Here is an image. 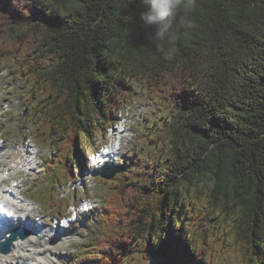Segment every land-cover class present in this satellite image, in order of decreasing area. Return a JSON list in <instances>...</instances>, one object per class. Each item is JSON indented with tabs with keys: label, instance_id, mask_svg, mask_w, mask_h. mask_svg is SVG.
Returning a JSON list of instances; mask_svg holds the SVG:
<instances>
[{
	"label": "trees",
	"instance_id": "trees-1",
	"mask_svg": "<svg viewBox=\"0 0 264 264\" xmlns=\"http://www.w3.org/2000/svg\"><path fill=\"white\" fill-rule=\"evenodd\" d=\"M148 10L142 0H0V69L31 82L26 128L52 148L43 158L51 179L77 176L85 189L89 169L100 171L102 193L91 184L80 203L101 200L86 214L101 234L69 264H124L138 254L212 264L185 230L184 199L206 182L208 212L231 219L240 264H264V0H180L163 37L141 21ZM145 94L168 111L149 130L157 154L149 160L143 140L129 165L95 168L109 132ZM98 138L104 144L94 146ZM49 192L33 198L51 205ZM60 205L51 215L69 222L65 210L77 203ZM193 226L203 241L212 234Z\"/></svg>",
	"mask_w": 264,
	"mask_h": 264
},
{
	"label": "rangeland",
	"instance_id": "rangeland-1",
	"mask_svg": "<svg viewBox=\"0 0 264 264\" xmlns=\"http://www.w3.org/2000/svg\"><path fill=\"white\" fill-rule=\"evenodd\" d=\"M30 87L31 82H28L21 70L14 71L8 65L0 69V171L10 170L11 176L9 180L12 178L10 183L16 184L10 191L19 192L18 198L27 199L31 202L29 203L32 204V208H30L32 209L30 211L31 222L43 227V231H40V233L49 231V238L54 241V243H51V239H45V242L48 243L46 247L39 251L32 249L31 252L36 254L42 251L41 255L34 256L39 257L43 264H69L77 253L84 255L89 252L100 237L101 222L99 223L91 217L88 220L86 212L95 211L96 207L102 206L101 200L99 198L94 199V202H89L87 199L84 200V203H87V206L89 205L87 209H84V204L80 203V199L84 196L83 192L85 189L89 191L88 188L91 184L94 185L90 186V188L98 186L97 192L99 195L102 193V183L99 182L101 175L100 171L88 173L85 182L90 185L85 189L83 185L79 184L77 176L73 182L64 179H51L46 168L47 163L43 162V158L51 156L52 148H48L46 143L37 144L30 137V133L34 128L33 124L26 128L29 114L26 111L27 102L25 97L30 95ZM145 98L146 94L141 98L142 103L139 104L140 106L135 110H130L124 116L125 119L122 121V127L124 128L122 131L125 132V135L122 134V128L118 129L117 132H109L108 138L112 147L110 151L108 149L107 158L121 160L122 163L124 160L129 165L131 163L130 158L134 157L133 160H135L136 156L141 152L143 140L148 145L146 147L147 158L150 160L151 157L157 154L159 143L153 144L154 138H150L149 141V130L155 129L158 121L167 116L168 111L164 106L148 101ZM102 142L103 140L98 138L95 140L94 146L104 144ZM118 166L120 167L122 164L119 163ZM130 167L133 168V165ZM90 171L91 169L88 172ZM81 179L83 180L84 177ZM8 181L0 183L1 190H8V188H4ZM207 185L209 188H207ZM45 188L47 191L50 190L49 193L55 197V201H52L51 205L37 202L33 198L35 193L37 194L39 190ZM209 189L210 185L207 182L203 183L198 187V191L190 193L189 198L185 197L184 199L186 203L191 205L190 207L187 204L185 207L186 211L191 209L188 212V222H185V224H190L188 235H193L194 247L197 251L202 250L207 256L210 254L212 264H240L237 248L233 244L231 219L218 209L211 213L208 212L210 209L208 206ZM65 197L70 198V203L72 201L77 203L76 209L73 208V205L65 210L66 214L74 216V218L70 219V223L75 219L76 226L67 230L66 227H70L68 225L69 222L63 219L62 223L65 229L64 232H60L59 226L61 225L58 224V219L60 218L52 217L51 212L59 207L60 201ZM24 210H20L17 216H25L21 212ZM75 215H77L79 222H77ZM82 217L84 219L81 220L80 218ZM42 222H45V224H42ZM198 222L200 225L205 223L208 230L212 232V234L209 233L204 241L197 236V229L193 226ZM187 224L185 225V230L188 228ZM58 227L59 229H57ZM60 236L63 238L59 239ZM42 240L44 241V239ZM124 264L157 263L152 260L149 261L145 255L138 254L128 259Z\"/></svg>",
	"mask_w": 264,
	"mask_h": 264
},
{
	"label": "bare ground",
	"instance_id": "bare-ground-1",
	"mask_svg": "<svg viewBox=\"0 0 264 264\" xmlns=\"http://www.w3.org/2000/svg\"><path fill=\"white\" fill-rule=\"evenodd\" d=\"M3 174L4 172L0 173V182L3 181ZM9 200L14 206L16 205L17 209L20 210L24 208L23 201H19L18 198H17V202H16L15 197ZM27 208L30 209V207H27ZM30 214L31 213L29 212L28 215ZM24 225L30 231L33 232L32 237L28 238L25 241H17L13 246L12 253H10L9 255L0 256V264H43L39 260V257L38 258L36 257V256L41 255L43 252L40 251L41 253L37 252L36 254H33L31 251L32 249L39 251L43 247H46L48 243L45 242V239H51V243H54V241L52 238H49L47 232L40 233V231H43V228L41 226L39 227L38 224H34L30 221H27V222L24 221ZM42 239H44V241ZM44 259L47 260L46 257H44Z\"/></svg>",
	"mask_w": 264,
	"mask_h": 264
},
{
	"label": "clouds",
	"instance_id": "clouds-1",
	"mask_svg": "<svg viewBox=\"0 0 264 264\" xmlns=\"http://www.w3.org/2000/svg\"><path fill=\"white\" fill-rule=\"evenodd\" d=\"M149 10L141 14V21L148 26H155L156 37H163L172 24V17L179 7L180 0H142Z\"/></svg>",
	"mask_w": 264,
	"mask_h": 264
},
{
	"label": "water",
	"instance_id": "water-1",
	"mask_svg": "<svg viewBox=\"0 0 264 264\" xmlns=\"http://www.w3.org/2000/svg\"><path fill=\"white\" fill-rule=\"evenodd\" d=\"M17 238L23 239L24 236L19 232H13L11 237L5 243L0 245V252L3 254L9 253L12 242L17 240Z\"/></svg>",
	"mask_w": 264,
	"mask_h": 264
},
{
	"label": "snow or ice",
	"instance_id": "snow-or-ice-1",
	"mask_svg": "<svg viewBox=\"0 0 264 264\" xmlns=\"http://www.w3.org/2000/svg\"><path fill=\"white\" fill-rule=\"evenodd\" d=\"M105 151H107V149H105Z\"/></svg>",
	"mask_w": 264,
	"mask_h": 264
}]
</instances>
